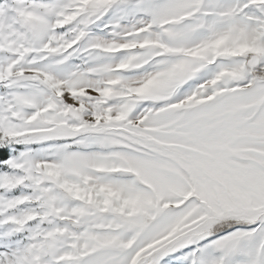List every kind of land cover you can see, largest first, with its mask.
I'll return each instance as SVG.
<instances>
[{
    "label": "snow or ice",
    "instance_id": "snow-or-ice-1",
    "mask_svg": "<svg viewBox=\"0 0 264 264\" xmlns=\"http://www.w3.org/2000/svg\"><path fill=\"white\" fill-rule=\"evenodd\" d=\"M0 264H264V0H0Z\"/></svg>",
    "mask_w": 264,
    "mask_h": 264
}]
</instances>
